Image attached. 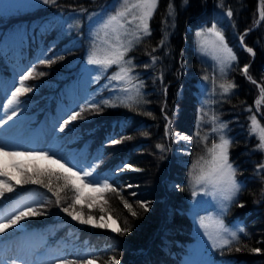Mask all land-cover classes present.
Here are the masks:
<instances>
[{"label": "trees", "instance_id": "obj_1", "mask_svg": "<svg viewBox=\"0 0 264 264\" xmlns=\"http://www.w3.org/2000/svg\"><path fill=\"white\" fill-rule=\"evenodd\" d=\"M117 1L49 0L46 5L41 2L36 7L22 9L10 8L0 1V89L9 91L10 96L20 75L30 68L33 78L26 84L36 89L20 97L19 105L23 110L17 113L16 121H28L25 128L44 127L46 122H55L58 106L66 104L68 89L76 87L87 59L91 13L111 12ZM169 2L158 0V7L149 21L151 35L144 36L127 56L132 59L136 80L140 82L139 102H130L131 107H126L120 100L112 99L111 87L103 85L107 77L104 74L87 87L89 95L79 106L86 111L65 129L68 132L78 128L74 143L86 147L81 159L70 166L93 164L99 174L97 180L103 184L107 179L116 189L103 194L107 200V204L101 202L105 208L103 214L112 216L121 228L130 227L131 230L121 235L110 228L81 225L72 220L61 211L73 202L76 193L71 188L60 193L59 207L56 197L41 185L15 186L12 193H5L6 200L29 193L36 199L26 206L46 213L27 217L23 223L27 230L37 233L41 244L55 256L47 264H55L59 258L77 257L105 264L113 256L121 264H181L193 240L189 215L191 170L185 163L193 164L205 155V143L210 147L218 138L214 133L208 135L212 125L198 118V110L202 114L198 81L207 70L195 52V33L212 24L221 31L237 57L227 76L235 87L214 106V113L226 125L229 159L242 185L227 209L225 221L238 222L245 230L238 234V241L216 249L215 259L220 264H264V169L258 168L259 164H264V151L257 148L259 139L251 134L250 124V117L255 115L264 127V96L261 95V88H264V19L261 18L264 4L260 3L259 11L257 0H187L186 3L185 0H171L175 11L169 16ZM52 12H55L53 17H48ZM62 16L74 20L71 29H65V24L59 26ZM240 39L253 49L254 56L238 45ZM42 59L55 62L44 65L39 63ZM245 64L249 65L247 76L241 72ZM111 71L112 67L108 73ZM41 72L44 75L41 76ZM260 96L262 103L257 105ZM104 100L116 106H105ZM93 101L99 104V110L87 107ZM25 107L28 109L24 110ZM165 125L172 129L167 136ZM175 132L185 133L191 140H176ZM205 135L209 139L202 142L200 137ZM112 139L122 142L112 144ZM157 144H162L165 150L161 152ZM189 147L191 152L182 153L185 156L182 162L177 158L182 154L176 150ZM125 163L139 171H121ZM110 171L117 174L112 178L101 175ZM169 180L176 182L178 190L167 189L166 181ZM57 184L62 185L63 181L53 182L54 187ZM87 192L91 191L84 190V196ZM99 195L93 193L91 196ZM123 201L132 205L137 213L135 217L124 208ZM81 202L76 205L77 211L95 217L101 213L98 207L89 209L84 206L85 201ZM141 202L147 204L148 211L140 207ZM17 233L18 230H6L0 234V241L11 239ZM165 235L172 244L170 252L164 254L161 244ZM254 248L261 251L254 252ZM168 253L171 254L167 256Z\"/></svg>", "mask_w": 264, "mask_h": 264}, {"label": "snow or ice", "instance_id": "obj_2", "mask_svg": "<svg viewBox=\"0 0 264 264\" xmlns=\"http://www.w3.org/2000/svg\"><path fill=\"white\" fill-rule=\"evenodd\" d=\"M49 0H44V3H48ZM187 0H185V3ZM264 4V0H261ZM158 7V0H120V7L111 15H108L99 24L97 30V35L103 33L104 39L102 41L104 47H101L97 42L93 41V47L87 57L88 65H95L102 68L105 72L108 71L112 66H116L117 71L111 75L108 79L109 81H116L118 83L122 82L124 87L121 89L125 97L120 101L126 107H131V103H138V97H140V87L134 83L136 77L133 75L134 65L132 59H126L128 53L133 49L136 44H139L144 36L151 35V29L149 21L154 15L156 8ZM169 11L167 15H174V5L169 2ZM231 16V11L228 12ZM261 18L264 19V11L261 12ZM197 37H203L200 40V48L202 51H206L209 48L213 52V58L217 61L220 72L222 75H227V69L230 67L231 63L237 59L233 54V50L228 47L225 43V38L223 34L217 30V26L213 24L208 27L205 32H197ZM243 43V39H242ZM163 44V40L161 41ZM155 51V49H153ZM249 53H253L252 48H247ZM55 61L50 59H42L39 61L40 64L50 65ZM152 62H156V57H152ZM147 67V64L145 65ZM249 65L245 64L241 71L247 76ZM40 75H44L43 72ZM33 78V69H28L23 72L19 77V83L14 84V90L11 91V95L6 97L7 103H2L4 109L13 108L14 105H19L21 103L20 97L31 93L34 90L33 86H28L27 81ZM249 79H252L250 76ZM205 80L208 79L207 76L204 77ZM256 83L255 80H252ZM213 85L216 84V79L213 77ZM259 86V85H258ZM235 87L234 83L231 81H226L219 84V88L222 89L224 94H229L230 90ZM215 92V87L213 88ZM261 95L264 96V88H261ZM131 102V103H130ZM260 100L256 101V104H260ZM103 104L105 106H116L110 103L109 100H104ZM88 108L99 110V104L96 102H89ZM86 111L85 107H81L79 111H72L71 115L63 121L61 124L60 131H64L65 127L70 124V122L81 118V113ZM251 111V109H249ZM151 115V113H147ZM17 112L13 109L12 114L8 116V120H11ZM206 116L207 113H204ZM167 120V116H165ZM211 123L214 125L211 128V133L220 134V142H213L210 147L205 143V155H201L192 164V170L189 173L190 181L193 185L192 195L195 197L197 195L196 188L199 187L206 195L210 194L217 199L222 207H226L228 202H231L233 198L241 190L242 185L236 179V168L230 162L229 159V146L230 140L225 138L222 134L223 129L226 127L223 123L219 124V127L215 125L218 123L217 117L212 116L209 118ZM251 120V134H258L259 144L257 148L259 150H264V127H261L256 116L252 115ZM171 122L169 121V124ZM7 124L6 120H0V128ZM199 127V125H198ZM169 127L165 125V135L169 134ZM180 140L190 141L191 137L187 135L177 134ZM199 136V132L197 133ZM124 139H131V137H125ZM209 139L208 135L200 137L202 142ZM122 140L112 139V144H119ZM156 148L163 152L164 146L162 144H157ZM21 155H37L45 159H51L47 152H27L21 153L17 151H6L5 145L0 146V157H17ZM53 163L59 164L60 168L63 169L62 172H56L50 169H35L31 174H29L21 165L16 164L13 167L19 172V179L16 183L20 185L34 184L41 185L46 188L53 196L56 197V205L59 207L61 205L60 193L66 189L71 188L72 191L76 193L73 202L67 207H62L61 211L65 212L72 220L79 222L81 225H91L96 228H108L109 225L104 222V216L97 218L94 215H85L84 212L77 211L76 205L81 204V201H85L86 207L92 209L98 207L101 213L105 212L103 204H107V200H104L103 194L105 192H114L116 189L105 179L104 183L101 184L98 180H90L93 177L94 168H90L85 171L83 169L75 170L74 167H66L64 163L59 160H53ZM259 169H264V164L258 165ZM123 169H130L132 171H139V169L133 168L130 164H123L121 171ZM13 179L12 174L7 171L6 166L0 162V199L5 197V193H12L15 190V185L11 182ZM54 181H63V184H57L55 187L53 185ZM129 187H131L129 185ZM84 189H90L93 193H100L99 196H87L83 194ZM102 202V203H101ZM123 206L126 208L133 217L137 215L133 211L132 205L127 201H123ZM140 207L144 211H148V206L146 203L141 202ZM45 212H40L35 210L33 207L24 206L22 210H17L10 217L7 218L6 223H0V234L6 232L7 229L14 228L20 225L21 221H24L27 217H35L40 215H45ZM115 223V221H114ZM127 223V221H125ZM199 227L203 230L204 236L211 243L212 247L215 249L217 247H224L229 245L233 241H238L239 236L236 231H229L224 226V222L217 217L212 215L201 217L198 221ZM113 232L123 235L129 232L130 227L121 228L119 225L111 229ZM244 228H240L239 232L243 233ZM225 234L230 236V239L224 238ZM237 251H240L237 248ZM254 252H260L259 248L252 249ZM0 264H4L3 260H0ZM11 264H17L16 260L11 261ZM23 264V261H21ZM55 264H94L93 259L87 257H77L73 259L59 258L55 261ZM105 264H120V261L116 257H110Z\"/></svg>", "mask_w": 264, "mask_h": 264}, {"label": "rangeland", "instance_id": "obj_3", "mask_svg": "<svg viewBox=\"0 0 264 264\" xmlns=\"http://www.w3.org/2000/svg\"><path fill=\"white\" fill-rule=\"evenodd\" d=\"M0 1L2 5H6L10 8H18V9L28 8V7L33 8V7L38 6L41 2H44V0H0ZM48 3H43V5H46ZM119 7H120V0H118L116 3L112 5L111 12H108V13H104V12L98 13L97 12V14L91 13L90 15V22H91L90 48H89L87 57L90 51L92 50L94 40L101 47H104L102 43L104 39L103 33H100L99 35H97L99 24L108 15L113 14ZM54 13L55 12L48 14V17L52 18ZM59 14H61V12H59ZM63 24H65L66 26L65 29L69 30L72 28L75 22L74 20L73 21L68 20V16H62L61 20L59 21V26H62ZM211 26H208V27H211ZM208 27L200 28L196 31V33L205 32ZM217 30L220 31L218 28ZM196 33H195V41H196L195 52H196L197 58L203 63V65L205 66L207 70L206 74L201 76L198 81L199 86L201 88L199 105H200V111L202 113L200 114L198 110V118H202L204 121H207L208 123H210L212 125L211 126L212 128L214 125L211 123L209 118L212 116L216 117L214 113V106H216L219 102L223 101L224 98H226L232 91L231 89L229 94H224L222 89L219 88V84L226 82V81H230L227 79V76H228L230 67L232 66L234 61L231 63L230 67L227 69V75L226 76L222 75L217 61L213 58L214 54L211 51V49L209 48L206 51L201 50L200 40L203 39V37H197ZM225 43H226V40H225ZM228 47L230 46L228 45ZM126 59H129V58L126 57ZM243 67H241V69ZM110 69L111 68H109L108 71ZM108 71L105 72L102 68L95 66V65H88L87 59H86L85 65L82 68V72L78 78V81L76 82V87L74 86L69 87L68 95H67V102L65 105L60 104L58 106V112L55 118L56 119L55 122L45 123L44 127L46 128L47 135L39 137L38 144L35 143L33 132L29 135V130H27L26 132L25 130H22L23 131L22 135H19L20 132L16 131V128H19V125H20L19 120L16 121V118L19 117V114L14 116L11 120H8V116H10V114L12 113L11 111H13V109L16 112H19V109L23 110V108H21L20 105H14L13 108L4 109L2 107V104H0V109H1L0 120L7 121V124H5L2 128H0V146L5 145L6 151H17L21 153L47 152L49 154V157H51V159H45L37 155H31V156L21 155L17 157H0V162H2L3 165L6 166L7 171H9L12 174V177H13L12 182L16 187L21 186L20 184L16 183L17 179L20 178L19 172L13 167V165H16V164L21 165L29 174H31L35 169H50L56 172H62L63 169L60 168L59 164L53 163V160H59L61 163H64L66 167H74L75 170L83 169L87 171L90 168H94L93 164H87V165L80 164L79 165L77 163L73 166H70L73 162H75L76 159H81L80 156L82 157L84 155L83 154L84 148L74 143L75 141L74 137L78 135V131H77L78 128L72 129L67 132L65 129L68 128V126H66L64 131H60L59 133L57 132V130L60 128L59 126L63 124V121L67 119L69 115H71L72 111L79 110L80 108L79 106L82 103V100L85 99L89 95V92L87 91L88 85L92 82H96L100 77H102V75L107 74L106 80L105 82H103V85L111 87L112 99L121 101L125 97V95H127L121 90L124 87L122 82L118 83L116 81H109L108 79L111 75H113L117 71L116 66H112L111 72L108 73ZM133 75L135 77L137 76L135 71H133ZM205 76L208 77L207 80L204 79ZM213 77H215L216 79L215 86L212 83ZM134 83H136L140 87V82L138 80H135ZM214 87H215V92H213ZM33 91H36V89L34 88ZM6 92L7 91L3 92V90L0 89V101H2V103H7L6 97L9 96V93L6 94ZM28 107H25L24 110H27ZM204 113H207V115L205 116ZM217 120H218V123L215 126L219 127V124L223 122L219 118H217ZM24 123L28 124L29 122L26 121ZM250 124H251V120H250ZM259 124L261 127H263L261 125V122H259ZM22 126L25 127L24 125ZM169 129H170L169 131V134H170L172 129L171 127H169ZM210 133L211 132H208L207 134L209 135ZM214 134L217 135L218 138H217V141H213V142L219 143L220 134L218 133H214ZM222 134L225 136V138L228 139L226 135V128L223 129ZM254 135L258 138V134H254ZM190 152H191V148L189 147V149H184L183 152H179V153L182 154V153H190ZM74 157H76V159L72 160ZM177 158L179 160L182 159V162H184L185 160L184 154H182L179 157L177 155ZM185 164L186 165L188 164L189 169L192 170V163L190 164V162H187ZM109 173H112V172L110 171ZM97 175L99 174H97V172L94 171L93 177H90L89 179L97 180ZM104 176L110 177L112 175L107 173ZM174 185L176 184L170 181H166V187H169V186L174 187ZM189 186H191V189L193 192V185L191 181H190ZM84 190L90 191V189H84ZM196 192H197V195L195 197L191 195V198L189 200L190 201L189 215H190V218L193 224V240L189 242L187 246V252L183 256L181 264H220L215 259V250L220 247H217L215 249L212 247L211 243L204 236L203 230L200 229L198 221L201 217L212 215L214 217H217L218 219L223 220L224 226L227 229H229V231H236L239 234L240 233L239 229L243 228L240 223L238 222L227 223L225 221V215L227 213V209L236 196L233 198L231 202L227 203L226 207H222L220 202L217 199H214V197L210 194L206 195L199 187L196 188ZM85 195H86L85 197L91 196L93 195V192H87ZM3 199H0V201H2ZM34 199H36L34 196L28 195V196H21L16 201L9 202L6 205V207H3L4 211H2V215L0 216V223H6L8 217H10L17 210H21L23 206H26L27 204H29L30 201ZM101 215L104 216V222H106L109 225L108 228L112 229L113 227H115V226H112V223L110 222V219L112 217L106 213L105 214L99 213L98 216L96 217L97 222H101L99 221V217ZM22 225H24L23 221H21L20 225L14 228L7 229V231L14 232L16 230L21 229ZM166 232H167L166 234H170L169 231H166ZM224 238L230 239V236L225 234ZM36 240H37V237H35L33 233L24 232L10 246H7V247L5 246L3 248H0V260H3L4 264H11V261L13 260H16L17 264H21V261H23V264H47L48 262L51 261V259L55 258V256H53V254H49V252L45 249V247L43 248L42 245L35 246L34 242ZM170 244L172 243H171V240L168 238V236L166 235L163 236L161 247L163 248ZM137 252L138 251H136L135 253ZM158 260L159 258H157V261ZM93 261H94V264H99L97 261L95 260Z\"/></svg>", "mask_w": 264, "mask_h": 264}, {"label": "bare ground", "instance_id": "obj_4", "mask_svg": "<svg viewBox=\"0 0 264 264\" xmlns=\"http://www.w3.org/2000/svg\"><path fill=\"white\" fill-rule=\"evenodd\" d=\"M261 4H262V3H261ZM256 7H257V6H256ZM261 8H262V7H261ZM227 11H228V10H227ZM259 15H260V14H259ZM257 16H258V15H257ZM109 216H110V215H109ZM111 217H112V216H111ZM112 218H113V217H112ZM153 241H155V240H153ZM153 241H152V242H153ZM106 242H107V241H106ZM150 243H151V242H150ZM170 246H171V244H170V245H167V246H165V247L162 248V250L164 251V254H165V252L167 253V252L169 251ZM112 249H114V248H112ZM163 251H162V254H163ZM169 252H170V251H169ZM171 253H173V252H171ZM171 253H168L167 256H168L169 254H171ZM174 253H175V252H174ZM164 254H163V255H164ZM178 255H179V254H178ZM142 257H143V256H142ZM174 258H177V257H174ZM179 258H180V257L178 256V260H179ZM173 260H174V259H172V261H173ZM174 261H175V260H174ZM172 263L175 264V262H172ZM176 263H177V262H176Z\"/></svg>", "mask_w": 264, "mask_h": 264}, {"label": "water", "instance_id": "obj_5", "mask_svg": "<svg viewBox=\"0 0 264 264\" xmlns=\"http://www.w3.org/2000/svg\"><path fill=\"white\" fill-rule=\"evenodd\" d=\"M258 2L260 3L261 0H258ZM242 47H245V46L242 45ZM251 54L253 55L254 53H251ZM114 221H115V223H114ZM110 222L112 223V225L116 226V220L114 218H111Z\"/></svg>", "mask_w": 264, "mask_h": 264}]
</instances>
